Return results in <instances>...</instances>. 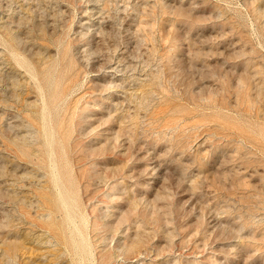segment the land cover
I'll return each instance as SVG.
<instances>
[{
  "label": "rangeland",
  "instance_id": "rangeland-1",
  "mask_svg": "<svg viewBox=\"0 0 264 264\" xmlns=\"http://www.w3.org/2000/svg\"><path fill=\"white\" fill-rule=\"evenodd\" d=\"M0 264H264V0H0Z\"/></svg>",
  "mask_w": 264,
  "mask_h": 264
},
{
  "label": "bare ground",
  "instance_id": "bare-ground-1",
  "mask_svg": "<svg viewBox=\"0 0 264 264\" xmlns=\"http://www.w3.org/2000/svg\"><path fill=\"white\" fill-rule=\"evenodd\" d=\"M43 98V97H42ZM44 100V99H43ZM42 100V101H43ZM36 104V103H35ZM44 109H46V106H44ZM51 156H54V153L53 152H51ZM50 167H51V169H55V165L54 164H51L50 165ZM55 171V170H54ZM53 182L55 183V184H58L59 185V182H60V187H59V193H60V197H61V201H62V205H63V207L65 208V210H66V217L67 218H70V211H69V205L67 204V200L68 199H70V196H67V194H66V190H65V188H64V185H63V183H62V181H61V177L59 176V174L57 175V174H55L54 175V177H53ZM60 188H62L63 189V191H61V189ZM74 225V229H75V231L78 233V235H79V240H80V244L82 245V247L83 248H86L87 247V240H86V238L83 236V234L81 233V231L79 230V228H78V226L74 223L73 224ZM118 225V224H117ZM111 226V225H110ZM110 226H109V229H111V228H113V226H111V228H110ZM115 228H117V227H115ZM114 229V228H113ZM112 229V230H113ZM116 230H118V229H116ZM115 230V231H116ZM114 231V230H113ZM77 245L78 244H76L75 243V247H77ZM134 246H135V244H133ZM128 246H131V245H128ZM115 248V247H114ZM130 249V247H125V250H129ZM133 249V248H132ZM116 250V249H115ZM117 250H118V248H117ZM118 252V251H117ZM132 252V251H131ZM107 254V256L108 257H110L109 255H108V253H106ZM110 254V253H109ZM112 254V253H111ZM110 254V255H111ZM128 254V253H127ZM87 255L88 256H91V254H90V252H87ZM106 256V255H105ZM118 256V255H117ZM106 258V257H105ZM111 258V257H110ZM106 259H109V258H106ZM113 259V258H112ZM109 261H111V260H109ZM106 262H107V260H106Z\"/></svg>",
  "mask_w": 264,
  "mask_h": 264
}]
</instances>
